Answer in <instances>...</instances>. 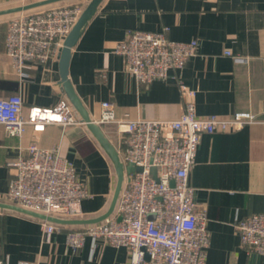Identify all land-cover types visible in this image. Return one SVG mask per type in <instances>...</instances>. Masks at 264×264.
Wrapping results in <instances>:
<instances>
[{
	"label": "crops",
	"instance_id": "1",
	"mask_svg": "<svg viewBox=\"0 0 264 264\" xmlns=\"http://www.w3.org/2000/svg\"><path fill=\"white\" fill-rule=\"evenodd\" d=\"M16 1L0 0V10L21 6L14 5ZM29 1L26 4L40 0ZM20 12L0 14V97L22 95L28 117L31 107H53L62 99L72 102L62 89L58 55L44 63L26 62L25 78L13 66L6 36L9 20ZM164 27L172 39H197L198 52L182 69H171L168 77L139 83L125 70L115 47L131 30ZM68 77L94 121L100 119L105 100L115 103L118 116L129 112L132 117L177 118L185 102L181 84L195 91L200 116L255 113L257 121L242 128L202 133L190 184L194 202L208 217L206 264H264V254L242 246L236 227L237 218L264 213V0H102L72 48ZM79 122L49 123L40 131L30 124L21 137L9 135L0 124V202L13 204L6 198L12 177L8 162L27 155L28 146L36 142L59 147L87 182L90 196L82 201L83 213L77 219L108 211L116 169L87 125ZM99 125L118 150V127ZM83 225L61 224L46 240L39 218L0 208V258L7 264H129L128 247L101 238L87 237L82 247H70L67 232Z\"/></svg>",
	"mask_w": 264,
	"mask_h": 264
},
{
	"label": "built area",
	"instance_id": "2",
	"mask_svg": "<svg viewBox=\"0 0 264 264\" xmlns=\"http://www.w3.org/2000/svg\"><path fill=\"white\" fill-rule=\"evenodd\" d=\"M83 10L76 3H57L22 11L9 20L6 52L22 78L27 76L26 62L44 63L58 55ZM168 30H131L117 43L115 52L139 83L149 85L166 78L171 69H182L197 54V39L175 40ZM180 87L185 102L174 119L132 117L129 112L118 116L112 100L102 101L96 122L118 127L125 178L113 212L103 220L69 230L70 247H82L87 237L101 238L115 247H128L129 264H206L208 217L194 202L190 184L202 133L239 129L256 122L257 115L236 111L230 117L200 116L195 91L185 84ZM23 108L20 94L0 97V124L11 136L21 137L30 124L40 131L49 123L79 122L66 99L53 107H31L28 117ZM130 164L135 167L131 172L127 169ZM8 166L12 177L6 198L11 203L46 215L81 217L82 201L90 196L88 184L59 147L32 142L28 154L10 160ZM39 221L46 240L61 228L47 219ZM236 227L248 252L264 254V213L237 218ZM0 264H7V259L0 258Z\"/></svg>",
	"mask_w": 264,
	"mask_h": 264
},
{
	"label": "water",
	"instance_id": "3",
	"mask_svg": "<svg viewBox=\"0 0 264 264\" xmlns=\"http://www.w3.org/2000/svg\"><path fill=\"white\" fill-rule=\"evenodd\" d=\"M62 0H40L36 2H32L29 4L12 7L9 9L0 10V14L6 13V12H14V11H24L31 8H35L38 6L58 2ZM102 0H91L87 6L84 8L82 14L80 15L78 21L75 23L74 27L70 31V33L67 35L63 47L60 49V52L58 53L59 63H60V70H61V85L63 91H65L71 100L73 106L77 111L80 112L83 122L87 125V127L90 129V131L93 133V135L96 137V139L99 141L100 145L103 147V149L106 151V153L109 155L110 159L112 160L117 174V184L114 192V196L111 202V205L106 213L99 217L95 218H89V219H70V218H61L56 217L52 215H46L43 213H39L36 211H32L29 209H25L23 207H20L16 204H10V203H4L0 202V208H7L12 209L16 211H20L22 213L40 218V219H47L49 221L58 223V224H89V223H95L100 220H103L104 218L108 217L114 210L117 199L119 197L123 182H124V164L121 161L120 155L116 147L113 145V143L109 140V138L105 135L104 131L102 130L101 126L94 121L90 114L88 113L87 109L84 107L81 99L75 92V89L69 80V64H70V58H71V51L73 46L76 44L77 40L79 39L83 28L87 24L88 20L93 16V14L97 11V8ZM128 171L131 172L135 169V167L130 164L127 167Z\"/></svg>",
	"mask_w": 264,
	"mask_h": 264
},
{
	"label": "rangeland",
	"instance_id": "4",
	"mask_svg": "<svg viewBox=\"0 0 264 264\" xmlns=\"http://www.w3.org/2000/svg\"><path fill=\"white\" fill-rule=\"evenodd\" d=\"M27 2H31L29 0H17L16 2H14L13 4H26ZM71 3H76V4H79L81 7H86L88 3H84V2H79V1H71V0H62V1H58V5L59 4H71ZM47 5V4H46Z\"/></svg>",
	"mask_w": 264,
	"mask_h": 264
},
{
	"label": "bare ground",
	"instance_id": "5",
	"mask_svg": "<svg viewBox=\"0 0 264 264\" xmlns=\"http://www.w3.org/2000/svg\"><path fill=\"white\" fill-rule=\"evenodd\" d=\"M24 11H32V10H24ZM21 13V12H20Z\"/></svg>",
	"mask_w": 264,
	"mask_h": 264
}]
</instances>
